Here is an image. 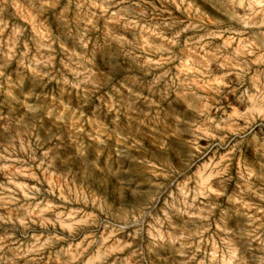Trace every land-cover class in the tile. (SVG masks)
I'll list each match as a JSON object with an SVG mask.
<instances>
[{"label": "clouds", "instance_id": "obj_1", "mask_svg": "<svg viewBox=\"0 0 264 264\" xmlns=\"http://www.w3.org/2000/svg\"><path fill=\"white\" fill-rule=\"evenodd\" d=\"M0 264H264V0H0Z\"/></svg>", "mask_w": 264, "mask_h": 264}]
</instances>
